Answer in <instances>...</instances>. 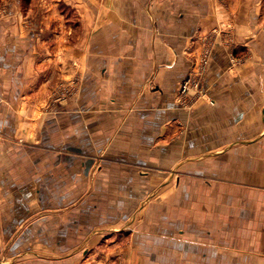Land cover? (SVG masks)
Wrapping results in <instances>:
<instances>
[{
    "label": "crops",
    "instance_id": "0c3cea01",
    "mask_svg": "<svg viewBox=\"0 0 264 264\" xmlns=\"http://www.w3.org/2000/svg\"><path fill=\"white\" fill-rule=\"evenodd\" d=\"M0 264H264V0H0Z\"/></svg>",
    "mask_w": 264,
    "mask_h": 264
},
{
    "label": "rangeland",
    "instance_id": "374dc122",
    "mask_svg": "<svg viewBox=\"0 0 264 264\" xmlns=\"http://www.w3.org/2000/svg\"><path fill=\"white\" fill-rule=\"evenodd\" d=\"M214 32H216V31H214ZM220 33L221 32H224L223 31V29L221 30V31H219ZM219 33V34H220ZM215 34L214 33H211V34H209L207 37H206V39H205V42H204V45L202 46V48H201V50H200V54H199V57H198V59H197V67L196 68H198V70H197V72H191L189 75H192L193 77H196L197 78V80L198 81H200V82H202V80H203V77H204V73H205V71H206V69L208 68V66H209V64H210V60H211V57H212V55H213V43H214V38H213V36H214ZM235 59H239V56L237 57H235V55L234 56H232L231 55V57H230V66H232V67H234V66H236L235 64H237V60H235ZM188 75V76H189ZM186 78V77H185ZM183 81V80H182ZM181 84V83H180ZM179 87H180V85H179ZM179 87H178V89H179ZM202 87H203V85H202ZM177 93H178V90H177ZM177 93H176V95H177ZM194 97V96H193ZM201 101H205L206 103H208L206 100H201ZM51 103V102H50ZM178 103V102H177ZM209 104V103H208ZM178 105H179V107H181V108H183V109H191V107H192V105H190L189 103L188 104H186V105H183V104H181V103H178ZM151 199H154V196H152L151 197ZM147 202H148V200H147ZM146 202V203H147ZM112 245H113V243H112ZM117 246H119V247H117L118 249L120 248V243H119V245H117ZM112 248V247H111ZM106 251V250H105Z\"/></svg>",
    "mask_w": 264,
    "mask_h": 264
},
{
    "label": "built area",
    "instance_id": "2783aa9c",
    "mask_svg": "<svg viewBox=\"0 0 264 264\" xmlns=\"http://www.w3.org/2000/svg\"><path fill=\"white\" fill-rule=\"evenodd\" d=\"M194 96V97H193ZM206 100L210 105L213 104L205 93L203 92L202 82L198 81L192 75L183 79L177 93V102L183 105L190 104L198 100Z\"/></svg>",
    "mask_w": 264,
    "mask_h": 264
}]
</instances>
